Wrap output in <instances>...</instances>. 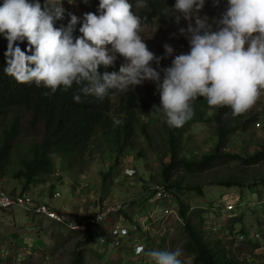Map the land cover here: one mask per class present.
<instances>
[{"label": "rangeland", "instance_id": "1", "mask_svg": "<svg viewBox=\"0 0 264 264\" xmlns=\"http://www.w3.org/2000/svg\"><path fill=\"white\" fill-rule=\"evenodd\" d=\"M67 2L64 0V7ZM204 14L211 18L221 15L207 4L201 15ZM186 26L184 20L177 25L159 18L153 23L142 22L141 35L157 56L165 55V44L172 45L176 54H180L189 51L188 41L178 31ZM172 59H164L162 66H170ZM123 63V57H119L115 66ZM152 87L156 89L155 83L145 82L134 89L118 90L114 103L127 101L131 94L143 96ZM10 116L7 124L20 116L25 128L14 153L0 169V191L30 194L68 219L81 220L109 209L114 213L104 226L85 235L23 209L0 210V264H75L77 258L81 264H146V255L136 254L140 246L145 252L179 250L184 264H194L195 253L189 247L186 230L188 223L204 242L213 246L220 243L241 264H264V164L247 167L231 162L196 173L179 169L166 181L165 169L171 164L166 130L153 116L145 114L140 120L148 124V137L138 131L135 146L120 158L115 142L101 136L90 144L82 161L69 162L54 156L53 176L39 177V183L24 191L25 179L16 176L23 170V160L31 159L29 147L42 137V132L25 124L31 118L29 114L17 110ZM261 116H264V92L247 113L232 118V123ZM2 129L0 121V145ZM217 143L215 126L195 122L184 137L181 157L200 162L214 153ZM262 151L264 129L252 125L248 131L230 136L223 152L247 158ZM128 169L136 172L134 177L127 176ZM109 173L111 176L107 177ZM158 190H165L170 198L164 203L157 202ZM57 192L61 194L58 199ZM181 203L185 204L186 219L180 215ZM229 205L236 206L234 212L228 213ZM167 207L174 208L177 215L164 216ZM150 215L156 217L155 223L149 221ZM117 221L126 225L129 234L122 236L118 246H103L100 238L104 227V235L113 240L111 227ZM128 222L137 223V230L131 231ZM88 237H92L89 244Z\"/></svg>", "mask_w": 264, "mask_h": 264}, {"label": "clouds", "instance_id": "2", "mask_svg": "<svg viewBox=\"0 0 264 264\" xmlns=\"http://www.w3.org/2000/svg\"><path fill=\"white\" fill-rule=\"evenodd\" d=\"M75 2L68 0L67 7L64 0L0 2V36L8 41L6 75L50 89L53 95L76 85V103L82 97L103 101L111 90L153 82L160 104L153 105L152 113L170 128L192 119L198 97L209 108H229L235 118L247 113L264 92V0H226L217 18L201 15L207 0H175L169 8L177 25L187 21L178 31L189 51L176 54L165 44L164 56L149 49L141 35L142 18L133 11L146 9L147 0H99L97 12L82 18ZM219 3L214 0L215 6ZM66 15L70 19L65 25L60 22ZM18 41L27 42L26 51ZM119 57L124 63L111 71ZM170 57V66L163 67L162 61ZM112 120L114 126L123 123L115 116ZM136 254L146 255V264H184L179 250L145 252L140 246Z\"/></svg>", "mask_w": 264, "mask_h": 264}, {"label": "trees", "instance_id": "3", "mask_svg": "<svg viewBox=\"0 0 264 264\" xmlns=\"http://www.w3.org/2000/svg\"><path fill=\"white\" fill-rule=\"evenodd\" d=\"M43 2L44 0H41L42 4ZM147 2L146 9L133 8V11L141 16L142 22L153 23L160 18L162 21L176 24L172 17L175 13L169 8L175 4V0H147ZM72 5L80 13L79 17L82 18L85 13L97 12L99 0H88L87 3L84 0H76ZM207 5L214 8L217 13H222L226 7V0H220L219 6H215L214 0H207ZM69 19L70 17L66 15L65 20L60 23L66 25ZM17 44L22 50H27V42L20 43L18 41ZM7 46L8 41L0 36V121H2L3 127L0 169L14 153L25 128L22 127L24 124L20 116L12 118L9 124L5 122L10 120L13 111L21 110L29 114L31 118L25 124H28V127L33 131L42 132V137H39L38 141L33 142L29 147L31 159L23 160V170L16 176L17 179H25L24 191L39 183V177L53 176L56 169L53 162L54 156L66 158L69 162L82 161L90 144L101 136L115 142V146L118 147L116 153L120 158L126 150L135 146L138 131L144 137H148V124L141 123L140 120V116L145 114L153 116L166 130L171 158V164L165 169L166 181L169 180L173 171L179 169L196 173L205 172L213 167L231 162H237L247 167L264 164V151L247 158L223 152L228 146L230 136L238 131H248L255 124L257 120L255 117L239 120L234 125L229 108H209L207 101L198 97L193 102L192 119L186 122L183 127L170 128L158 114L152 113L153 105L160 104L159 93L154 87L148 88L143 96L131 94L127 101L121 100L118 104L114 103L118 93L116 89L111 90L109 96L103 101H98L93 97H82L83 102L76 103L73 99L78 87L76 85L68 92L58 90L53 95L50 89L38 88L34 83L31 85L19 83L15 78L6 75L3 70L7 66L5 57ZM104 70L100 69L101 72ZM110 70L118 71L119 68L115 66ZM110 70L107 69V71ZM45 92L49 94L45 95ZM206 111H212L213 114L209 115ZM113 116L123 120V123L120 126H114ZM195 122L213 125L217 128L218 143L215 151L212 155L205 156L200 162L187 161L181 157L184 137ZM110 136L112 138H109ZM70 167L74 168L72 164ZM109 176L111 173L107 177ZM262 183L264 185V181ZM166 187L169 188V186ZM180 215L186 219L184 203H181ZM186 230L190 238L189 247H192L195 253L194 264H241L240 260L231 257L220 243L213 246L212 243L204 242L203 237L189 223ZM88 241L89 244L92 237H88ZM80 262L82 261L77 258L75 264H81Z\"/></svg>", "mask_w": 264, "mask_h": 264}, {"label": "built area", "instance_id": "4", "mask_svg": "<svg viewBox=\"0 0 264 264\" xmlns=\"http://www.w3.org/2000/svg\"><path fill=\"white\" fill-rule=\"evenodd\" d=\"M254 126L257 129H264V116L259 117ZM136 172L134 170L128 169L127 170V176L134 177ZM56 199L61 197L60 193L55 194ZM155 198L157 202L164 203L169 199V195L165 190H158V192L155 195ZM235 205H229L227 206L228 213L235 211ZM23 209L27 212H32L37 216H40L44 219L56 222L60 225L67 226L72 231H77L84 233L85 235L92 233L95 231V228L98 226H104L108 219L113 215V210H105V211H99L95 214H92L91 216L87 218H83L81 220H77L76 218H66L65 216H62L58 213L56 208L53 206L41 203L39 202L35 197H33L30 194H18L13 195L9 194L7 192L0 191V210L1 211H9L14 209ZM172 215H177L174 208L170 209V207H167V209L164 212V216L170 217ZM98 216L102 217V219L99 221ZM149 221L156 222V217H151ZM178 218V216H177ZM180 220V217H179ZM134 223V222H132ZM131 231H136L138 228V224L134 223L131 225L130 222L127 223ZM152 225V224H151ZM105 231H103V235L101 234L100 243L103 246H118L119 242L123 235L129 234V229L126 227V225L123 222L117 221L112 227V238L113 240H109V237L104 234L106 233V228L104 227ZM95 233V232H94ZM113 233H116L115 235ZM258 236V235H257ZM255 237V236H254ZM111 239V238H110Z\"/></svg>", "mask_w": 264, "mask_h": 264}]
</instances>
